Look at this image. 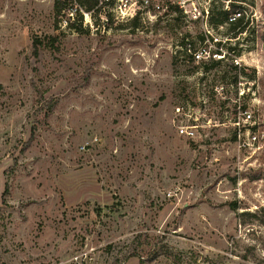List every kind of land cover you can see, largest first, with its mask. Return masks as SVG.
<instances>
[{
    "label": "rangeland",
    "instance_id": "374dc122",
    "mask_svg": "<svg viewBox=\"0 0 264 264\" xmlns=\"http://www.w3.org/2000/svg\"><path fill=\"white\" fill-rule=\"evenodd\" d=\"M54 2L0 0V264H264V0Z\"/></svg>",
    "mask_w": 264,
    "mask_h": 264
},
{
    "label": "trees",
    "instance_id": "16d2710c",
    "mask_svg": "<svg viewBox=\"0 0 264 264\" xmlns=\"http://www.w3.org/2000/svg\"><path fill=\"white\" fill-rule=\"evenodd\" d=\"M102 0H55L54 2V13L55 17L57 18L58 21H61L59 18L63 14V10L67 8L68 2H73V6L75 5V9L73 7L74 12L79 13V25L78 27H75L78 32H84V29L82 27L83 22H84V17L81 12L87 11V12H96L97 10H100V2ZM113 1V0H112ZM173 5H171L172 7ZM177 9H179V6H175ZM214 18V14L212 15L211 22L213 25H223L228 24L230 28H233L234 30L237 29L238 27L241 28V25L244 21V13H243V8L240 5H237L235 3L232 4L231 8L229 10H223L219 11V16L216 19ZM234 18V19H232ZM135 21L132 22L135 27H138L139 24L137 23V18L134 19ZM74 25L71 23L69 25L70 28H72ZM241 30V29H240ZM98 31V29H97ZM242 31H239V33ZM59 41V36L58 35H48L45 38L41 37H35L34 40V52L35 55H39L41 47H47L49 49H55L56 44ZM182 48H184L185 51L191 50L193 46L192 41H185L183 40L181 42ZM219 60H216L214 64H217ZM234 68L238 69V66L235 65ZM235 83H237V80H235ZM136 242V241H135ZM130 257L136 256V257H141L139 253V247L134 246L129 253Z\"/></svg>",
    "mask_w": 264,
    "mask_h": 264
},
{
    "label": "built area",
    "instance_id": "2783aa9c",
    "mask_svg": "<svg viewBox=\"0 0 264 264\" xmlns=\"http://www.w3.org/2000/svg\"><path fill=\"white\" fill-rule=\"evenodd\" d=\"M232 19H234V18H232ZM198 58L199 57H202V53H197V54H195ZM248 117H250V115H248ZM188 127H184V126H180L179 127V130H180V133H186V134H188V135H191V136H194V132L193 131H188V130H192V129H190V128H188Z\"/></svg>",
    "mask_w": 264,
    "mask_h": 264
}]
</instances>
